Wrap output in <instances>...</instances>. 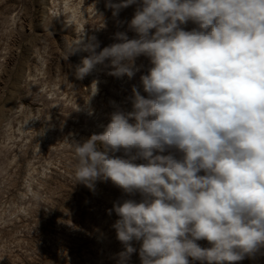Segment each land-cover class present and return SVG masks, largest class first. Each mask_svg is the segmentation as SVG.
I'll use <instances>...</instances> for the list:
<instances>
[{"label": "clouds", "instance_id": "1", "mask_svg": "<svg viewBox=\"0 0 264 264\" xmlns=\"http://www.w3.org/2000/svg\"><path fill=\"white\" fill-rule=\"evenodd\" d=\"M134 4V38L117 32V42L100 49L83 29L68 46L88 53L75 67L78 80L98 65L131 80L143 67L137 58L150 62L140 76L146 95L133 85L130 111L117 107L102 133L67 141L75 183L94 190L111 181L129 196L139 193V201L108 210L118 216L112 227L123 245L117 264L137 251L133 241L141 264H236L264 248V0L105 6L115 17Z\"/></svg>", "mask_w": 264, "mask_h": 264}, {"label": "rangeland", "instance_id": "2", "mask_svg": "<svg viewBox=\"0 0 264 264\" xmlns=\"http://www.w3.org/2000/svg\"><path fill=\"white\" fill-rule=\"evenodd\" d=\"M105 5L0 0V264H117L123 250L112 227L118 216L108 210L125 199L139 201V193L129 196L111 181H97L94 190L75 183L69 144L102 133L117 107L130 111L133 85L146 95L140 76L150 62L144 56L137 58L143 67L131 80L108 75L101 65L83 80L74 75L88 55L68 50L76 32L96 36L100 49L117 42V32L135 37L128 21L137 5L115 17ZM96 80L99 90L91 96ZM197 243L210 247L206 240ZM132 244L137 251L127 264H141L140 243ZM236 264H264V248Z\"/></svg>", "mask_w": 264, "mask_h": 264}]
</instances>
